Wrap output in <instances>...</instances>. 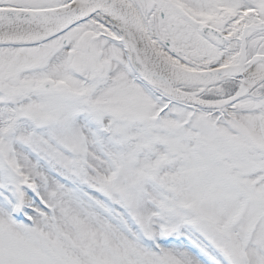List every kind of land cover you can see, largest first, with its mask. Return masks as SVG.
<instances>
[{
    "label": "snow or ice",
    "instance_id": "snow-or-ice-1",
    "mask_svg": "<svg viewBox=\"0 0 264 264\" xmlns=\"http://www.w3.org/2000/svg\"><path fill=\"white\" fill-rule=\"evenodd\" d=\"M0 264H264V0H0Z\"/></svg>",
    "mask_w": 264,
    "mask_h": 264
}]
</instances>
